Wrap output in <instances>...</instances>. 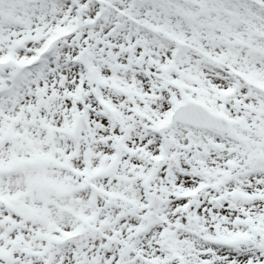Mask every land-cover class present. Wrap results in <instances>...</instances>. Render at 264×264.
<instances>
[{"label":"rangeland","instance_id":"1","mask_svg":"<svg viewBox=\"0 0 264 264\" xmlns=\"http://www.w3.org/2000/svg\"><path fill=\"white\" fill-rule=\"evenodd\" d=\"M21 0H0V38L2 40H4L5 38L3 37V35L7 36V40L8 42H10L11 40L14 39V37H24L27 39L29 38H34L35 35H38L35 39L34 42H38L37 45L31 44L26 42V45L24 46L23 49L18 48L17 50L12 48V50L9 53L14 54V61L10 62L8 65L1 67L0 70V91L7 86L8 83V76H10V74H12V72L15 71V66L19 65L20 63L24 62L25 59L27 58V56L29 55V53L33 52L34 48H36L37 46L40 45L41 43V37L47 32H45L44 34H42V29L40 28V24L41 22L38 21L39 17L41 16V14L39 15V13H36L35 16L29 14V11L27 9H24L22 7H18L16 4H19ZM115 1L117 5H119L122 8H125L127 10L132 11L129 7H128V2L130 3L129 6L135 8V10H133L132 14L135 13V15L137 16V18L139 20H146L145 23L147 24V28L154 30L153 27L154 26H160L163 29L167 30L168 32H170L171 34L174 35H185V37H193V36H197L198 37V42L197 44L204 50H207L209 52H211L212 54H216V57H220L221 56V52H232L233 54V59L228 55V53H226V58L224 59L226 62L230 63L229 65H236L237 67H239L240 69L252 73L254 74V79L258 82H264V69H260V71L256 70V68H254L252 66V64H250L252 57L255 58L256 60H260V58L255 54V50H253L255 48V45L257 43H261V46H259V49H264V41H258L256 40V43H252L247 47H243L240 46L239 49H235V48H229L227 46V39L231 38L232 36L235 35H240L241 38H254L252 36V34H256L255 29H258V32H262L264 31V23L262 22V16L259 15L258 18L256 19L255 17H253L251 15V11L246 10V8L244 7L245 5H242L240 9L235 10V8L239 7V4L236 0H188L189 2L187 4H183L181 2H178L176 0H166L167 1V5H161L159 4V0H147L150 3H155L152 4V8H155V10L152 12L148 9V5L147 3H143V1L141 0H119L121 1L118 2L116 0ZM24 4L27 6L28 4H30L31 2L35 3L34 0H23ZM136 2V5H133V3ZM36 4V3H35ZM24 5V6H25ZM31 5V4H30ZM203 5H209L205 11L201 14H199V8L202 7ZM25 6V7H26ZM29 6V5H28ZM150 6V5H149ZM19 8V9H18ZM94 9V8H93ZM148 9V10H146ZM93 11V10H92ZM111 13V12H110ZM168 13H173L170 18H171V22L168 23L167 22V17H168ZM39 16H38V15ZM250 14V15H248ZM57 16V15H56ZM18 22H16V21ZM22 22H24V24H20ZM45 22V21H44ZM47 24V22H45ZM125 25V23H123ZM57 24H47V28H49L48 31L54 30ZM115 24H113L112 21L108 22V23H103L101 25V31L106 32L108 29L113 28ZM136 29H139L137 27H135ZM6 29V31H5ZM97 29V28H96ZM128 29V28H127ZM130 30L129 34L126 33L118 42H117V49L116 50H112L111 48H105V50H103V53L98 52V55L100 56L99 61L100 63L98 65L101 66L100 70L97 71V77H99L101 80H104L108 85V87L111 89H107V87L104 85L102 86L103 91L104 90H108L110 92H106L103 93V97L108 98V101L110 102L111 105H115V106H119L115 101H113V98L115 96H113L111 98L112 95H116V93H121L123 92L124 94H127L128 91V85L129 82L132 80L131 76L127 74L128 70V63L131 61L130 57H127L124 55L125 51L122 50L121 45L123 42L128 41V40H132L133 37H135L134 32H132V29H128ZM118 31V30H117ZM110 34H112V31H108ZM118 32H116V34L114 35L116 37ZM2 35V36H1ZM29 35V38H28ZM42 35V36H41ZM219 36V37H215V36ZM93 40V38L88 39V43L91 42ZM75 40L73 39L70 43H73ZM105 41H109L108 39ZM128 41V42H130ZM155 41H161V39H157ZM74 45V44H73ZM90 45V43H89ZM109 46V45H106ZM171 44H169L167 46L166 52H160L159 54H155V52H157V48L153 49V53H149L148 52V56L150 57V60L152 62L153 58L155 57H159V59L155 60V67L159 64H163L165 61V56L168 55L169 50L171 49ZM10 49L5 47V48H0V55L4 54L6 51H8ZM74 49V48H73ZM77 50V49H76ZM76 50L74 49V51H68L67 56L69 57H73L76 54ZM253 50V51H252ZM91 51V50H90ZM118 52H121L122 54V58L121 61L120 60H112V59H117ZM252 51V52H251ZM93 53V57H94V52L91 51ZM112 52V53H111ZM7 54V52L5 53ZM165 54V56H164ZM192 54V55H191ZM190 55L194 57L193 53H191ZM196 55V54H195ZM164 56V57H163ZM186 56V51H183V54L181 55L182 57ZM197 56V55H196ZM243 57H247L245 60L242 58ZM98 57V56H96ZM153 57V58H152ZM163 57V58H162ZM198 58H201L200 56H197ZM142 56L138 59L137 57H135V62H139L142 61ZM181 58L178 60L179 61V65L182 66L181 63ZM203 59V58H201ZM223 59V58H222ZM95 61V59H94ZM117 61H119V65H117ZM96 62V61H95ZM202 65H205V61L204 59L201 61ZM16 64V65H15ZM206 66V65H205ZM212 66V65H211ZM209 65V67L207 68L208 70L211 71V76L210 79L207 81L210 84H214V93H216L217 88H220L222 86H224V84H220V80L215 76V73L217 72L218 74H221V71H213L212 67ZM51 68L48 69L49 73L52 75H55L57 72H53L52 70V65L50 66ZM127 70V72H126ZM59 71V70H58ZM251 71V72H250ZM172 74L176 75L177 72H175V70L171 71ZM184 76L181 77V79H178L179 82H183V83H188V84H192L194 85V80L195 77L191 76V75H195L198 74L196 73L194 70H183ZM37 72H34L32 74V76H37ZM42 74V79L46 78V75L44 73H40V75ZM77 74V73H76ZM94 74V71L92 72V75ZM75 75V74H74ZM213 75V76H212ZM102 76V77H101ZM75 77H73V81L75 82ZM51 78V77H50ZM48 79L49 82L54 81L55 78H51ZM104 78V79H103ZM36 83H40L37 81V79H34ZM88 80V76L87 79L82 78V81L85 82ZM92 80L91 76H90V81ZM42 81V80H41ZM20 83L23 82V79L19 80ZM215 82V83H214ZM219 83V84H217ZM101 84V83H100ZM49 85H52L51 83ZM213 85V86H214ZM26 86V87H24ZM195 86V85H194ZM29 88L28 84H24L23 88H26V90L22 89L23 93L28 95L29 92L27 91ZM119 87H123V91H118ZM117 88V89H116ZM88 92L87 93H82L85 96L92 94V90H90L89 87H87ZM53 90H55V86L53 85ZM248 90L251 89H247V88H240L237 92V94H239V99H240V104L241 106H237L240 108H244L246 109L244 111H236L233 113L232 110L229 109L228 107V114L232 115V114H246L245 112L248 111L247 109L255 112L256 109H258V107H252L253 103H254V98H256V95H254L255 93L250 92ZM118 91V92H116ZM54 92V91H53ZM202 93V92H201ZM200 93V94H201ZM105 94V95H104ZM122 95V94H121ZM128 95V94H127ZM260 95V94H259ZM261 96V95H260ZM28 97H30L28 95ZM48 100H50L51 94H47ZM100 98V96H97ZM50 98V99H49ZM94 98V97H93ZM111 98V99H110ZM54 101L56 100V97H53ZM95 99L90 98V101L92 102ZM150 100V99H149ZM6 102H8V99L6 100ZM142 102V100H139L138 98H136V101L134 102V104H136L135 106L138 108V103ZM29 103L31 105H33V102L31 101V98H29V100H26L23 104H22V108L13 112H10L9 110L5 109V110H0V116L1 114H5L8 117H11V115L13 114H17V113H22L23 115L27 116V113L25 112V105ZM49 104V102H48ZM47 104V105H48ZM90 104V103H89ZM133 104H129L126 103V106L122 109L119 108L118 111V117H123V119L125 117H133L131 114V110L130 107ZM120 107V106H119ZM167 107V104L164 103V106L162 108V110L159 112L161 113L165 108ZM263 108V110L261 111V115L262 118L258 119L255 118V120H250V122H248V120L245 121V124H247L249 127H253L254 131H250L249 128L245 127V131H247L249 133V137L253 138L250 140H247V142H249V144L254 147L255 146V141H257V136L259 135L260 137H264V106H261ZM0 109H2V107L0 106ZM253 109V110H252ZM35 114V112H33ZM123 113V114H122ZM39 114V113H38ZM260 115V113H257ZM239 115V116H240ZM98 117V116H97ZM117 117V118H118ZM99 118V117H98ZM263 119V121H261ZM38 121L40 123L48 124L51 123V116L44 114L43 117H38ZM263 122V123H261ZM102 124V125H101ZM100 125H97L94 129V125L92 124L90 126V129L87 130V132L83 135H85L83 138H81L79 141L82 142L83 146L87 149V147L93 151V148L95 150H99L97 153H99L102 149H104V146H98L94 143H97L99 141L102 140H107L110 141L108 138H111V136H116L118 134V128H113L110 124L105 123L102 121ZM24 125V124H23ZM22 125V126H23ZM98 126H106V128H102L99 131L97 130ZM241 127H239V131L241 130ZM93 131V132H92ZM97 131V133H96ZM92 132V136L90 135ZM42 137V130H41V135H39V139H41ZM99 137V138H98ZM108 137V138H107ZM95 138V139H94ZM185 139H183L184 142ZM253 141V142H251ZM41 143V140L39 141ZM87 145V147H86ZM97 146V147H96ZM69 148V146L67 147ZM43 149H45L43 151ZM257 149V148H256ZM263 149V148H261ZM22 154H20V156H27V157H31L34 156V152H39L38 153V158L39 161L41 162L40 159H45L46 162H48V160L51 158V155L53 154V150H49V148L45 147V148H40V150H29L28 151H21ZM46 153V154H45ZM111 153L110 149H107L102 157L104 159H106L108 157V155ZM42 154H45L44 156H42ZM16 154L14 153H6L3 155H0V161H4L6 158H9L11 156H14ZM130 160L131 158H137L135 156H131L128 155ZM94 156H92L93 158ZM142 157V156H141ZM100 162L105 163L106 160H102V159H98ZM181 166L186 165L184 161H181ZM179 165V166H180ZM127 166V167H126ZM178 166V167H179ZM126 168H128V170L130 172H128L127 170H123V173L125 174L123 179H126V175L127 176H131L133 177V175H131V172H133L136 167L130 162H128L125 165ZM124 167V168H125ZM22 172V170H21ZM188 175V172H187ZM190 180H192L191 177H189ZM174 178H169L165 183H169L170 185L173 184L175 182V184H177L178 182H180V180L176 179L174 181H172ZM51 180V179H50ZM106 181V180H105ZM105 181H102L103 183ZM118 181V180H117ZM262 184H257L258 186H251L250 187V191L252 188H256L257 191H261L264 188V178L262 180ZM101 182V183H102ZM120 182V181H118ZM123 183H121V185H115L116 186V191H124L125 192V187L127 186L126 181L122 180ZM173 182V183H172ZM55 184V189L56 188H61V182H54ZM76 182H73V186H75ZM187 184H183L182 187H184ZM170 188H172V185L169 186ZM14 188L10 189L8 188V186L6 185V188L0 187V191L2 193H4L5 195L8 194H13ZM22 190V188H21ZM85 197V195L83 196ZM20 204V206H19ZM232 209L234 207V203H230L227 205V207H229ZM260 207L264 206V201L259 203ZM33 206V205H32ZM226 207V208H227ZM257 207V205H256ZM224 208V209H226ZM17 210H22V203H20V198L18 200V205H17ZM206 211V210H205ZM21 212V211H20ZM115 212V211H114ZM214 211H210V213H212ZM50 213V212H49ZM114 214V213H113ZM208 213L205 212L204 214V219L203 222H201V220H199V222L197 224H201L203 229H201L202 234L204 235H216V234H221V233H229L232 232L234 229H236V231H240L241 229H239V227L241 225L244 224L243 222V218L248 217V213L246 210L244 211H229L228 214L225 216L226 218L221 219L220 221H216V222H211L214 219L212 217H210V221H206L205 219L207 218ZM1 216V214H0ZM198 219L199 217L196 216ZM50 218V216H49ZM48 218V219H49ZM17 219H19L17 217ZM217 219V218H216ZM234 220H238V223H235ZM19 223H21V219L18 220ZM45 222V220H44ZM44 222L43 223H33L31 225V227L27 228L24 234V236L22 237V234L17 235L16 232H12L11 235L8 237V241L11 242V240L13 238H23L24 240L21 243V246H28L30 249L35 248L37 245H32L29 243L28 239L29 237H31L32 231L33 230H44L43 226H44ZM201 222V223H200ZM57 223V222H56ZM253 222H249V224H252ZM124 224V223H123ZM256 224H258L257 220H256ZM264 222L261 225H263ZM65 228H70V226H73L72 224H66V225H61ZM123 226V225H122ZM258 225H256L257 227ZM113 227V226H112ZM111 226L106 230V232L109 234V232H111ZM1 232V229H0ZM28 232L30 234H28ZM129 232V231H128ZM259 233V231H257V234ZM93 235H97V234H93ZM92 235V236H93ZM104 235H107L105 232H103L101 234V236L103 237ZM92 237H87L84 240L77 242V244L75 245H79V244H84L86 243L88 240H91ZM102 240V239H101ZM39 242V241H36ZM8 244V243H7ZM43 243L38 244V246H43ZM19 247V246H18ZM6 247H2L0 249V264H11V259L7 260L4 256H2V253L6 252ZM136 249H133V251H129V253L127 254V257L125 256V258H128V256H130L131 254H133L135 252ZM178 251L183 252L185 251V249H179L177 248ZM17 253H19L17 251ZM67 254V252H66ZM4 255V254H3ZM9 255V254H8ZM247 255H244L241 259H245ZM253 257H257L259 255H252ZM262 256V255H260ZM114 254L113 252L109 254V256L107 257V262H109L108 264L111 263V260L113 259ZM116 258V257H115ZM123 258V259H125ZM72 261V260H71ZM70 261V263H71ZM106 262V264H107ZM126 260H122L121 264L125 263ZM40 262L38 261L37 264H39ZM72 264V263H71ZM79 264V263H78ZM88 264V263H87Z\"/></svg>","mask_w":264,"mask_h":264},{"label":"bare ground","instance_id":"2","mask_svg":"<svg viewBox=\"0 0 264 264\" xmlns=\"http://www.w3.org/2000/svg\"><path fill=\"white\" fill-rule=\"evenodd\" d=\"M50 1V3H49ZM46 0L47 3V7H46V11L48 14V20L54 21L56 14L58 12H61L64 8V0ZM242 3H245L243 1H241ZM24 2L21 0L19 2V4H16L19 8L22 7L24 4ZM49 6V7H48ZM18 8V9H19ZM24 9H27L28 11H30L31 13H36L39 10L37 9V5H35L34 3H32L29 6L24 7ZM256 11V10H255ZM35 14H33L34 16ZM16 21V20H15ZM18 22V21H16ZM168 22H171V18L168 19ZM21 24H24V22H22ZM156 45V47H161L162 51H165L166 46L168 45L166 42H153ZM110 47H114L113 44H108ZM260 44H257L256 47H259ZM117 59H113V60H120L122 54L121 52H118ZM258 56L260 58V60H256L255 58L252 57V60L250 62V64H252V66L254 68H256V70L260 71V69H264V50L262 49H258L257 50ZM201 61V60H200ZM197 60L191 56L190 54L185 56L182 59V67L186 70V69H190V68H194L198 71H202V73H199V75H204L205 78H208V73L207 72H203V70H206V68L204 66H200L197 64ZM117 65H119V61H117L116 63ZM72 70H75L74 66H70V65H66V68H62L61 71L63 72V74H68V76L70 77L71 73L73 72ZM131 75H136V74H131ZM69 77H67V79L69 80ZM24 81L31 86L33 89L38 90V85L36 82L31 80V77H28L26 79H24ZM70 81V80H69ZM36 83V84H35ZM40 85V88L43 90L44 88H42ZM26 87V86H24ZM30 88V87H29ZM24 90H26V88H23ZM28 89V87H27ZM211 93V90H210ZM13 98H16L17 101L19 102V105L22 104V102H25L26 100H29L30 97H28V95L24 94L23 91L20 90V92H15V94L13 96H11ZM57 102L59 104V108L62 109L63 111H66L65 109V104H66V100L65 98H63L62 96H56ZM51 103L49 104V113L50 115L53 114V106H52V101L54 100L53 98L50 99ZM255 100V105L256 107L260 108L261 104L264 102V97H260L257 96L256 98H254ZM162 100L160 99L157 103L154 102V105L157 106H161L162 104ZM18 105V106H19ZM231 105V104H230ZM3 107L6 109H10V107L5 106L3 104ZM162 107V106H161ZM231 109H234V107L231 105ZM12 109H10L9 111H11ZM249 115L252 117L251 112H249ZM55 117H57V114L55 115ZM261 116H258V119H260ZM263 121V120H261ZM2 122V119L0 118V124ZM56 122V121H55ZM128 123L132 124V120H127ZM57 123V122H56ZM263 123V122H261ZM61 123L59 124H55V128L53 130L52 133V139H51V143H53L54 145V150L56 153V155H58L57 157V161L60 160V154L62 152V149L65 148L66 146H68V142L58 133V126H60ZM23 130V129H21ZM24 130L26 131V134L23 136L22 139H15V141H13L10 145H0V155L6 154V153H11V152H18L19 150H22L23 145H25L27 148L29 149H34V148H40L41 146L35 142V139L37 138L38 132L39 130L36 127V124H34L33 127H31L30 129L28 128H24ZM131 133H134V129H131ZM199 136H202V134H199ZM82 144V143H81ZM102 146H106V143H99ZM97 147V146H96ZM44 151V150H43ZM84 151V149H83ZM126 154L122 153L121 155V160L124 158ZM80 157H77L76 160L71 159L73 165L76 163V161L80 162ZM57 163V162H56ZM55 163V164H56ZM54 163H48V162H43L40 164H34V165H30V164H25L23 166V170L22 172H19L16 175H13L10 178H2L0 176V187L5 186V184L3 182H5L8 185V188H14L16 189V191L18 192L17 194L19 196H21L20 202L24 201V202H29L31 205V216L30 218L25 215L24 218V222H35L38 223L39 221L42 222L43 220V215H42V210L45 212V209L50 212V219L52 221L56 220L59 224H64L67 222H71L73 223L74 219L72 218L70 213L67 212H63L62 209L59 207H70L71 210L74 209H85L86 205L85 202L83 200V193H79L77 191H75L74 189H70L72 186V181H74L77 176L68 174V172L65 169H59L57 167H55ZM120 171V167L118 168L117 171H114L109 178H106L107 183H111L113 177L117 176L119 174ZM120 176V175H119ZM51 179V180H50ZM62 182V184L64 185L61 188H66L68 187V191L66 193H60L57 189H55V184L54 182ZM137 182L140 184L139 180H131L129 181V183H127V185L130 186V188H132L133 190H135L136 192L133 193V195H138V185ZM3 185V186H1ZM6 188V187H3ZM21 188L22 191L24 192V195L21 193ZM105 188V187H104ZM14 189V190H15ZM106 189V188H105ZM109 191V190H108ZM225 192V191H224ZM212 198V195L209 194V191L204 192V194L202 195L201 201L204 202H208L210 199ZM243 200H238L235 203V208L240 209L241 207L245 208V203L241 202ZM221 203V202H218ZM59 205V206H58ZM255 207L254 209H249L248 211H250L251 213L255 214V217L258 221H260L261 223L264 222V214L262 212L259 211V206L258 203L255 202ZM257 205V207H256ZM123 208L125 209V214L128 216L126 223L127 225H129L132 221H135V218H140V214H138L137 210H135L133 207L126 205L124 202H120L118 200H113L110 204V209L112 210L113 208ZM107 211H109L108 209H104L101 208V210L98 211L99 217L106 221V218L108 216ZM168 214L171 213L170 211V207H168L165 210ZM46 214V213H45ZM131 215V216H130ZM45 218V217H44ZM126 219V218H125ZM110 220V219H109ZM48 222H46L45 224H47ZM124 221L120 222L118 224V226H120L121 224L123 225ZM125 223V224H126ZM109 224V221H107V225ZM112 225V222H111ZM125 227V225H124ZM124 227L122 230L121 235H119V237H117L114 241H107L105 240V242L103 240H101V234L98 233V235L94 236L91 240H89L88 242L84 243V244H80V245H76V246H66L65 249H60V247L58 246H54L51 247L49 250H51V255L53 256L55 261H58V264H71L73 261H77L79 259V263L80 264H106L107 262V256L113 252L114 256L116 253V250L119 249L122 245H130V249H134V248H143L146 249L147 251H149L151 254L156 255L157 249L153 246H150L151 243V237H152V230L148 231L146 234L143 235H139L137 237H128V234H124ZM102 228V226H101ZM31 241H35L33 238L31 239ZM102 241L105 243L104 245H102ZM199 244V241L196 240L195 238H191L188 236H185L184 233L181 234H177L176 237H173L170 239V241L166 242V246L169 247H174V248H179V249H192V251H194L196 254H194L193 256H190L189 258V262L188 264H199L197 261L198 259H196L197 256V251L195 248V246H197ZM10 248V250L12 251V257H11V262L13 264H36V261H34V263L32 262L33 260H28L27 258H25L24 256H22L21 254L16 253V251H18V247H8ZM167 248V247H165ZM169 249V248H167ZM48 250V251H49ZM125 251V250H124ZM236 251V250H234ZM241 251V252H240ZM250 251V252H247ZM67 252V254H66ZM187 253H189V250H186ZM185 252V253H186ZM233 251H223L218 253L217 249L213 252L212 254V263L211 264H236V262L241 259V257L246 254V253H253V254H259L258 251L254 252V250L252 248L249 249H241L239 248V250H237L236 254H232ZM187 255V254H186ZM60 258H62V262H60ZM72 260V261H71ZM71 261V263H70ZM56 263V262H54ZM177 263V261H176ZM135 264H145L142 260L138 259L136 261Z\"/></svg>","mask_w":264,"mask_h":264}]
</instances>
